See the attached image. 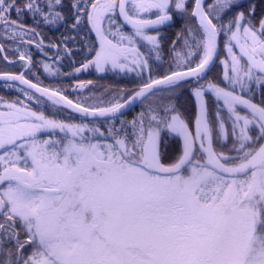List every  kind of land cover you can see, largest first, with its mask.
Here are the masks:
<instances>
[{
    "label": "snow or ice",
    "instance_id": "obj_1",
    "mask_svg": "<svg viewBox=\"0 0 264 264\" xmlns=\"http://www.w3.org/2000/svg\"><path fill=\"white\" fill-rule=\"evenodd\" d=\"M0 92V264H264V0H0Z\"/></svg>",
    "mask_w": 264,
    "mask_h": 264
},
{
    "label": "trees",
    "instance_id": "obj_2",
    "mask_svg": "<svg viewBox=\"0 0 264 264\" xmlns=\"http://www.w3.org/2000/svg\"><path fill=\"white\" fill-rule=\"evenodd\" d=\"M48 34L51 35L52 33L49 32ZM90 71L92 73L91 75H89L88 72H85L83 75L80 76V79H84V80L94 79L96 77V75H98V74L95 73V70L94 69H91ZM110 78H111V73H109L105 77V81L104 82H107ZM45 82L47 83L48 81H45ZM0 94H4V93L0 92Z\"/></svg>",
    "mask_w": 264,
    "mask_h": 264
}]
</instances>
